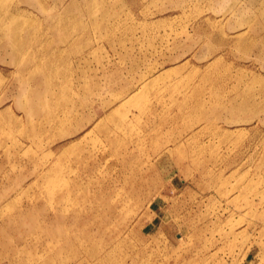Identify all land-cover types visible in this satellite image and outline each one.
<instances>
[{"label":"rangeland","instance_id":"rangeland-1","mask_svg":"<svg viewBox=\"0 0 264 264\" xmlns=\"http://www.w3.org/2000/svg\"><path fill=\"white\" fill-rule=\"evenodd\" d=\"M0 20V264H264V0Z\"/></svg>","mask_w":264,"mask_h":264},{"label":"bare ground","instance_id":"bare-ground-1","mask_svg":"<svg viewBox=\"0 0 264 264\" xmlns=\"http://www.w3.org/2000/svg\"><path fill=\"white\" fill-rule=\"evenodd\" d=\"M0 21H2V20H0ZM8 25H11V26H12V25H15V26H17L14 22H10V23H8ZM2 27H5L4 24L2 25ZM257 109H258V108H257ZM260 109H261V108H260ZM263 109H264V108H263ZM263 109H262V110H263ZM114 110H115V109H114ZM92 118H94V117H92ZM101 118H102V117H101ZM259 118H260V117H259ZM102 119H103V118H102ZM104 119H105V117H104ZM104 119H103V120H104ZM92 120H93V119H92ZM103 120L98 121V122L95 124V126H99L100 123L103 122ZM81 121H82V120H81ZM77 122L79 123V121H77ZM88 122H90V121H88ZM84 124H85V123H83V125H82V123H81L80 127H85L86 124H85V125H84ZM77 125H78V124H77ZM80 127H79V131H81V130H80ZM82 129H83V128H82ZM73 131H74V130H73ZM79 131H78V132H79ZM84 131H85V130H84ZM69 132H71V131H69ZM74 132L76 133V131H74ZM85 132H86V131H85ZM72 133H73V132H72ZM83 134H84V133H83ZM82 137H83V136H82ZM117 223H118V222H117ZM114 224H115V223H114ZM116 225H118V224H116ZM116 225H115V226H116ZM108 226H109V225H108ZM113 226H114V225H113ZM118 227H119V226H118ZM106 228H107V227H106ZM109 228H110V227H108L107 229L109 230ZM113 228H114V227H113ZM115 230H116V229H115ZM109 231H110V230H109ZM113 231H114V230H113ZM116 231H117V230H116ZM98 232H99V231H98ZM103 232H104V229H103ZM123 232H124V231H123ZM94 233H95V232H94ZM115 233H116V232H115ZM96 234H97V233H96ZM117 234H118V233H116V235H117ZM120 234H121V233H120ZM120 234H119V235H120ZM122 235H123V234H122ZM118 237H119V236H118ZM101 238H102V236H101ZM113 238H115V237H113ZM102 240H103V239H102ZM116 240H117V239H116ZM116 242H117V241H116ZM108 243H109V242H108ZM106 244H107V243H106ZM104 246H105V245H104ZM111 246H112V245H111ZM106 248H107V247H106ZM71 253H72V252H71ZM101 254L103 255V252H101ZM36 255H37V254H36ZM98 256H100V255H98ZM32 257H33V256H32ZM107 257H109V256H107ZM110 258H111V257H110ZM99 259H100V258H99ZM99 259H98V260H99ZM100 260H101V261H104V260H105V262H106V260H109V258L106 259V258L102 257ZM91 263H92V262H91Z\"/></svg>","mask_w":264,"mask_h":264}]
</instances>
